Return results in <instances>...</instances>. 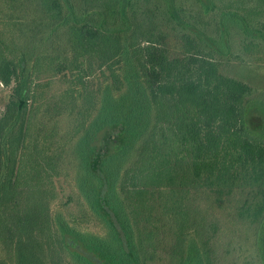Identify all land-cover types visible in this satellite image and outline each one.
Returning <instances> with one entry per match:
<instances>
[{"label": "trees", "instance_id": "obj_1", "mask_svg": "<svg viewBox=\"0 0 264 264\" xmlns=\"http://www.w3.org/2000/svg\"><path fill=\"white\" fill-rule=\"evenodd\" d=\"M30 5L0 24V264H157L169 234L172 264H210L199 189L247 191L264 259V95L230 74L264 50V0Z\"/></svg>", "mask_w": 264, "mask_h": 264}, {"label": "rangeland", "instance_id": "obj_2", "mask_svg": "<svg viewBox=\"0 0 264 264\" xmlns=\"http://www.w3.org/2000/svg\"><path fill=\"white\" fill-rule=\"evenodd\" d=\"M33 11L30 0H0V24L10 21L12 17L29 16ZM230 74L246 80L255 88L258 95H264V50L252 54L241 68L238 66L231 68ZM63 88L62 79L56 78L52 92H59ZM9 93L10 88L0 83V116L4 113ZM55 185L60 192L61 201L71 188L64 178H57ZM247 195L246 190L237 189L228 197L217 201L210 190L199 189L191 192L188 206L209 215L208 232L204 241L210 264H264V259L257 249L255 232L257 224L241 216ZM53 207L60 208L59 202H55ZM81 213L84 214L83 211ZM84 225L91 232L104 234L94 218L92 221L85 218ZM161 239L156 262L172 264L170 251L174 243L173 236L162 235Z\"/></svg>", "mask_w": 264, "mask_h": 264}]
</instances>
